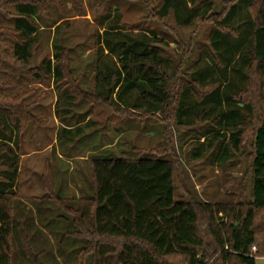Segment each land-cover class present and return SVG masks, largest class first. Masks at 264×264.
Instances as JSON below:
<instances>
[{
    "label": "trees",
    "instance_id": "1",
    "mask_svg": "<svg viewBox=\"0 0 264 264\" xmlns=\"http://www.w3.org/2000/svg\"><path fill=\"white\" fill-rule=\"evenodd\" d=\"M58 1L0 0V11L12 21L11 26H0V73L27 82L51 76L73 93L77 91L73 81L63 82V50L59 46L53 45L52 57L43 59L41 68L28 66L36 44L38 6ZM231 1L208 39V49L229 58L221 64L198 57L191 71L192 84L186 87L189 94L177 101L176 97L172 116L176 124L187 126L199 118H220L223 124L218 129H209L201 136L224 140V129L231 130L227 143L219 144L218 158L224 162L228 153L240 150L244 125L249 121L242 112L241 97L251 78L258 82L255 89L261 104L253 124L249 197L236 203L178 201L173 165L168 159H93L87 216L70 211L74 225L70 234L86 241L75 254L74 264H84L88 258L91 264H255L257 257H264V222L259 220L264 214V0ZM144 2L160 18L172 13L178 25H190L213 8L211 2L205 6L203 0ZM10 4H16L17 10L6 12L5 6ZM117 29L108 24L101 33L97 50L110 57L114 71L105 74L95 70V82L104 91L93 95L114 106L121 103L127 108H143L128 96L144 83L147 89H140L139 98L155 105L146 111L162 112L171 103V82L178 67L174 74H168L170 60L154 46L162 39L152 31L134 33L139 38L129 45L111 42L120 31ZM208 85L214 86L203 88ZM7 87L0 79V264H13L14 259L11 232L13 206L18 199V138L37 121L31 112L34 102L25 103L30 91L21 86L16 94H5ZM250 105L245 107L251 111ZM177 113H186V117L195 113V117L184 121ZM21 238L22 253L32 264H44L42 253L33 252L27 235L22 233Z\"/></svg>",
    "mask_w": 264,
    "mask_h": 264
},
{
    "label": "rangeland",
    "instance_id": "2",
    "mask_svg": "<svg viewBox=\"0 0 264 264\" xmlns=\"http://www.w3.org/2000/svg\"><path fill=\"white\" fill-rule=\"evenodd\" d=\"M245 1L240 0V4ZM209 2L211 11L190 25L176 24L172 13L158 17L144 0H59L44 8L38 6L34 18L36 44L28 66L41 68V61L52 57L53 45L59 46L63 50V82L72 80L77 91L73 94L72 88L71 91L63 83L56 84L51 76L27 82L0 73V79L8 83L5 94H16L21 86L30 91L25 103L34 102L31 112L37 118L34 126H27L18 138V199L13 206L11 232L13 264H32L21 250L22 233L27 235L33 252L42 253L44 264H74L75 254L86 241L70 234L74 230L70 211L75 209L87 216L93 159H168L173 165L174 197L178 201L236 203L249 197L253 124L261 104L255 89L258 82L251 78L241 97L242 112L249 121L244 125L240 150L228 153L224 162L218 158L219 144L227 143L231 130L224 127V140L201 136L209 129H218L223 124L220 118H199L187 126L176 124L172 116L178 103L176 97L177 101L186 95V87L192 84L191 71L198 57L207 63L211 60L221 64L229 58L208 49V39L232 1L203 0L205 6ZM5 10L12 13L17 5H6ZM7 18L0 11V26H11L12 21ZM108 24L120 30L112 36L115 44L133 45L139 38L134 33L138 32L152 31L162 39L154 46L170 60L168 74H174L178 67L177 77L171 82V103L162 112L146 111L155 105L140 100V89H147L144 83L128 96L129 101L134 99L143 108H127L121 103L114 106L93 95L104 91L95 82V70L105 74L114 71L110 57L97 50ZM104 54L107 55L106 50ZM213 86L203 88L209 90ZM250 104L251 111L245 107ZM183 115L177 113L184 121L195 117V113ZM259 220L264 222V214ZM84 264H91V259ZM255 264H264V257H257Z\"/></svg>",
    "mask_w": 264,
    "mask_h": 264
},
{
    "label": "built area",
    "instance_id": "3",
    "mask_svg": "<svg viewBox=\"0 0 264 264\" xmlns=\"http://www.w3.org/2000/svg\"><path fill=\"white\" fill-rule=\"evenodd\" d=\"M252 250H255V248H254V247H252Z\"/></svg>",
    "mask_w": 264,
    "mask_h": 264
}]
</instances>
